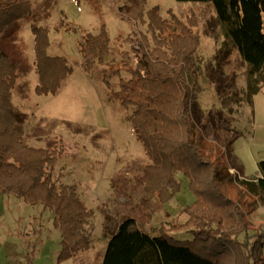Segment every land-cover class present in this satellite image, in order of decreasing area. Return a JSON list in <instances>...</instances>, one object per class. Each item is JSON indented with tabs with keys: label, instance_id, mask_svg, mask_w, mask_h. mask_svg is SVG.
Masks as SVG:
<instances>
[{
	"label": "rangeland",
	"instance_id": "obj_1",
	"mask_svg": "<svg viewBox=\"0 0 264 264\" xmlns=\"http://www.w3.org/2000/svg\"><path fill=\"white\" fill-rule=\"evenodd\" d=\"M29 2L32 14L0 33V47L19 72L11 102L20 114L25 143L56 155L54 176L63 184L75 186L89 211L85 231L90 244L88 249L57 262L60 233L52 226L50 210L9 195L0 198V263L101 264L110 235L126 218L134 219L149 234L164 227L177 239H191L185 230L167 229L185 220L181 211L196 199L187 177L176 171L179 188L161 202L155 192L144 187L143 169L152 161L136 139L128 113L111 98L102 79L103 67L94 64L86 69L78 48L83 34L98 33L101 26L110 40L109 61L119 60L120 52H129L131 46L138 49L140 33L151 42L144 24L119 13L121 7L137 0ZM143 7H157L159 15L167 19L173 14L190 24L196 35L193 60L200 91L191 114L203 135L202 148L236 174L237 178L226 182L222 190L236 203L249 226L263 231L264 192H250L238 178L261 176L258 162L264 160V88L252 97V103L247 101L246 65L223 39L210 3L144 0ZM32 23L47 29L46 54L65 58L70 69L55 94L34 92L38 75ZM111 86L117 88L116 78ZM244 237L245 232L238 240ZM261 251L264 255V246Z\"/></svg>",
	"mask_w": 264,
	"mask_h": 264
},
{
	"label": "trees",
	"instance_id": "obj_2",
	"mask_svg": "<svg viewBox=\"0 0 264 264\" xmlns=\"http://www.w3.org/2000/svg\"><path fill=\"white\" fill-rule=\"evenodd\" d=\"M177 1L211 4L223 39L246 65V99L252 103V97L264 88V0ZM143 6L144 0H137L119 13L144 24L151 42L140 33L138 49L131 46L129 52H120L119 60L109 61L110 40L101 26L98 33L83 34L78 48L86 69L94 64L103 67L102 79L111 98L128 113L134 135L152 161L143 169L144 187L161 202L179 188L176 171L187 177L196 199L181 211L185 220L167 229L185 230L192 238L177 239L164 227L149 234L134 219L126 218L110 235L101 264H264V230L250 227L236 203L224 194L222 188L236 174L203 150L202 132L192 118V104L200 91L193 60L197 37L190 24L173 14L167 19L157 7L145 10ZM31 14L29 0H0V33ZM30 29L38 75L34 92L55 94L70 69L65 58L46 54L47 29L35 23ZM115 78L117 88L113 89ZM18 80L16 65L0 47V198L12 195L50 210L52 226L60 233L56 256L60 262L88 249L85 230L90 213L75 186L54 176L56 155L25 143L20 114L11 102ZM258 168L260 177L238 178L241 186L255 194L264 192V160Z\"/></svg>",
	"mask_w": 264,
	"mask_h": 264
},
{
	"label": "crops",
	"instance_id": "obj_3",
	"mask_svg": "<svg viewBox=\"0 0 264 264\" xmlns=\"http://www.w3.org/2000/svg\"><path fill=\"white\" fill-rule=\"evenodd\" d=\"M4 197H8V198H9V196H4ZM8 198H7V199H8ZM112 232H113V231H112ZM0 264H1V263H0ZM3 264H6V263H3Z\"/></svg>",
	"mask_w": 264,
	"mask_h": 264
}]
</instances>
